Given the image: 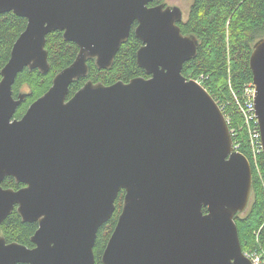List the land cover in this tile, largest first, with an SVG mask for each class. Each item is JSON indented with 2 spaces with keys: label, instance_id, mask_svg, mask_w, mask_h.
<instances>
[{
  "label": "water",
  "instance_id": "1",
  "mask_svg": "<svg viewBox=\"0 0 264 264\" xmlns=\"http://www.w3.org/2000/svg\"><path fill=\"white\" fill-rule=\"evenodd\" d=\"M151 1L0 0V13L28 20L0 81V224L17 205L24 221L39 222L32 248L0 229V264H95L98 231L122 190L103 264H253L235 219L251 201V161L234 150L213 95L183 74L200 41L183 33L182 9ZM135 21L137 61L149 76L89 80L68 98L89 58L113 65ZM58 29L79 53L17 118L26 98L14 96L17 76L49 71L47 35ZM250 67L264 147V37ZM7 176L23 186L5 187Z\"/></svg>",
  "mask_w": 264,
  "mask_h": 264
},
{
  "label": "trees",
  "instance_id": "2",
  "mask_svg": "<svg viewBox=\"0 0 264 264\" xmlns=\"http://www.w3.org/2000/svg\"><path fill=\"white\" fill-rule=\"evenodd\" d=\"M27 22L26 17L13 11L0 13V81L2 68L9 60L12 47L26 28ZM179 24L184 34H195L200 41L198 54L184 64L183 74L188 78L204 76L205 87L215 100L222 99L228 104V109L233 114V125L237 127L243 141L241 149L251 160L252 202L248 210L237 213L235 219L243 250L259 247L264 245V153L260 156L258 172L244 133L246 128L241 129L242 116L231 105L233 99L229 82L240 91L245 83L253 80L250 56L255 42L264 37V0H192L188 14ZM141 45L142 41L133 31L119 49L111 67L98 68L94 59H88V74L73 81L69 96L74 95L88 80L110 84L118 80L129 81L136 76H148L137 61V51ZM46 48L49 52V71L43 73L38 68L26 67L18 74L13 85L15 97L20 93L26 94L16 110L17 118L22 117L32 102L51 87L56 74L69 66L79 52L76 42L66 40L61 30L47 35ZM3 185L18 189L23 183L17 182L13 176H7ZM124 195L125 190H122L116 200L114 214L98 231L94 247L95 264H103L102 254L122 210ZM38 226V222L24 221L14 209L2 223L1 229L8 241L32 246L31 237Z\"/></svg>",
  "mask_w": 264,
  "mask_h": 264
},
{
  "label": "built area",
  "instance_id": "3",
  "mask_svg": "<svg viewBox=\"0 0 264 264\" xmlns=\"http://www.w3.org/2000/svg\"><path fill=\"white\" fill-rule=\"evenodd\" d=\"M199 83H201L204 87V76L199 78H194ZM231 87L232 94V104L237 108V111L242 116L243 124L241 125V129L246 128L245 136L247 138V143L249 147V151L251 154V158L256 170L260 171V156L264 153L261 127L258 119V115L256 112V92L257 86L255 82L249 81L245 83L240 91H237L235 88ZM206 88V87H205ZM207 89V88H206ZM221 110L223 111L226 120L229 124L232 136H233V148L234 150L243 152L241 147L243 145L242 139L239 137V132L236 126L233 125V114L228 109V104L222 100H216ZM244 153V152H243ZM251 161V160H250ZM252 164V163H251ZM244 255L251 260L253 264H264V245H261L256 248L248 249L246 251L243 250Z\"/></svg>",
  "mask_w": 264,
  "mask_h": 264
},
{
  "label": "rangeland",
  "instance_id": "4",
  "mask_svg": "<svg viewBox=\"0 0 264 264\" xmlns=\"http://www.w3.org/2000/svg\"><path fill=\"white\" fill-rule=\"evenodd\" d=\"M163 1L168 5H171V6L176 5V6L180 7L183 11V17H185L188 14L189 8L192 4V0H163ZM251 202H252V197H251L250 204H251ZM250 204H249V206H250ZM249 206H248V208H249ZM248 208L246 210H248Z\"/></svg>",
  "mask_w": 264,
  "mask_h": 264
},
{
  "label": "flooded vegetation",
  "instance_id": "5",
  "mask_svg": "<svg viewBox=\"0 0 264 264\" xmlns=\"http://www.w3.org/2000/svg\"><path fill=\"white\" fill-rule=\"evenodd\" d=\"M160 3H165L164 1L162 2V1H160V2H156L155 0H153V1H151L150 3H149V5L150 6H154V5H157V4H160ZM166 4V3H165ZM166 6H168V4H166ZM138 22L137 21H135V23L133 24V26H132V29H131V33L134 31L135 32V29H136V27L138 26ZM59 30V29H58ZM55 31V30H54ZM62 31V30H61ZM63 32V31H62ZM131 35V34H130ZM64 36V35H63ZM130 37V36H129ZM128 37V38H129ZM128 40V39H127ZM126 40V41H127ZM125 41V42H126ZM125 42H123V43H125ZM123 43H122V45H123ZM77 44V43H76ZM143 44V43H142ZM78 45V44H77ZM121 45V46H122ZM80 49V48H79ZM79 53V52H78ZM118 53V52H117ZM116 57V56H115ZM89 59H94L95 60V62H96V58H89ZM97 65V64H96ZM98 66V65H97ZM99 68V67H98ZM101 69H103V68H101ZM107 69V68H106ZM149 76V75H148ZM89 81V80H88ZM116 82V81H115ZM115 82H113V83H115ZM113 83H110V84H113ZM107 85H109V84H107ZM70 93V92H69ZM73 96V95H72ZM71 96V97H72ZM68 98H70V96L68 95ZM23 186V185H22ZM17 208H18V205L16 206V208H15V210H17ZM18 211V210H17ZM4 222V221H3ZM2 222V223H3ZM35 222H38V221H35ZM2 223L0 224V229H1V225H2ZM39 223V222H38ZM39 227V226H38ZM38 229V228H37ZM1 232H2V229H1ZM3 234V233H2ZM32 238V237H31ZM32 240V239H31ZM8 242H11V241H8ZM21 243V242H20ZM32 243H33V245L32 246H29V245H27V244H25V245H27L28 247H34V246H36V244L32 241ZM24 244V243H23Z\"/></svg>",
  "mask_w": 264,
  "mask_h": 264
},
{
  "label": "bare ground",
  "instance_id": "6",
  "mask_svg": "<svg viewBox=\"0 0 264 264\" xmlns=\"http://www.w3.org/2000/svg\"><path fill=\"white\" fill-rule=\"evenodd\" d=\"M229 86H230V82H229Z\"/></svg>",
  "mask_w": 264,
  "mask_h": 264
}]
</instances>
